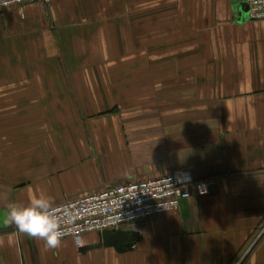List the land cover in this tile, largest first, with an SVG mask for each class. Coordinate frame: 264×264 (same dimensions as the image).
Returning <instances> with one entry per match:
<instances>
[{
	"label": "crops",
	"instance_id": "crops-1",
	"mask_svg": "<svg viewBox=\"0 0 264 264\" xmlns=\"http://www.w3.org/2000/svg\"><path fill=\"white\" fill-rule=\"evenodd\" d=\"M219 0H56L0 12V264H264V21ZM186 172L177 211L50 249L7 204L53 207ZM6 195V199H5Z\"/></svg>",
	"mask_w": 264,
	"mask_h": 264
},
{
	"label": "built area",
	"instance_id": "built-area-1",
	"mask_svg": "<svg viewBox=\"0 0 264 264\" xmlns=\"http://www.w3.org/2000/svg\"><path fill=\"white\" fill-rule=\"evenodd\" d=\"M247 7V19L264 21V0H219ZM56 0H0V12L22 10L28 5H50ZM213 181H193L186 172H174L156 179L130 181L90 192L84 197L66 201L55 207L66 218L67 235L77 246L85 234L118 231L123 226L175 212L181 202L209 195ZM62 239V240H63Z\"/></svg>",
	"mask_w": 264,
	"mask_h": 264
},
{
	"label": "clouds",
	"instance_id": "clouds-1",
	"mask_svg": "<svg viewBox=\"0 0 264 264\" xmlns=\"http://www.w3.org/2000/svg\"><path fill=\"white\" fill-rule=\"evenodd\" d=\"M4 3L6 5L7 0ZM5 222L14 225L21 234L42 240L50 249L59 248L67 235L64 228L66 218L56 212L52 198L45 194L31 195L27 204L9 202Z\"/></svg>",
	"mask_w": 264,
	"mask_h": 264
},
{
	"label": "water",
	"instance_id": "water-1",
	"mask_svg": "<svg viewBox=\"0 0 264 264\" xmlns=\"http://www.w3.org/2000/svg\"><path fill=\"white\" fill-rule=\"evenodd\" d=\"M133 233H124L121 231H107L102 234V239L105 243L113 241L115 243H121L122 241L127 242L128 247L133 245Z\"/></svg>",
	"mask_w": 264,
	"mask_h": 264
}]
</instances>
